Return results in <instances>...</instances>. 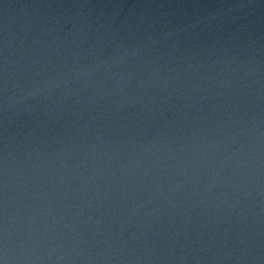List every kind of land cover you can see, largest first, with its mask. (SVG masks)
<instances>
[{
    "label": "water",
    "instance_id": "95a60500",
    "mask_svg": "<svg viewBox=\"0 0 264 264\" xmlns=\"http://www.w3.org/2000/svg\"><path fill=\"white\" fill-rule=\"evenodd\" d=\"M0 264H264V0H0Z\"/></svg>",
    "mask_w": 264,
    "mask_h": 264
}]
</instances>
